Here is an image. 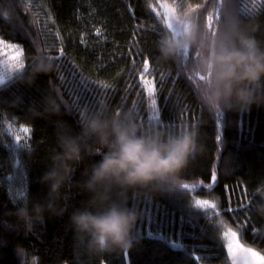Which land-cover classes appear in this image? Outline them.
Wrapping results in <instances>:
<instances>
[{
	"label": "trees",
	"instance_id": "obj_1",
	"mask_svg": "<svg viewBox=\"0 0 264 264\" xmlns=\"http://www.w3.org/2000/svg\"><path fill=\"white\" fill-rule=\"evenodd\" d=\"M234 7L256 38L264 41V0H236ZM206 9L212 10L211 0L202 11L207 13ZM4 11L11 13V19L0 18V38L23 49L24 69L0 86V264H232L220 221L237 230L244 244L264 254V211L260 210L264 208V106L211 115L199 101L197 82L189 79L184 64L158 59L161 26L146 0H0V13ZM40 54L52 58L55 71L35 76L30 86L20 83L32 78L31 68ZM145 60L147 75L156 83L160 111V121L151 125L148 97L140 87ZM49 93L59 96L62 115L34 114L33 109L43 110L42 98ZM101 105L114 114L135 106L132 113L141 127L165 123L169 129L181 130L185 124L197 125L204 152L185 170L183 181L203 183L196 192L141 197L139 243L128 254L92 255L76 242L69 216L88 194L75 187L69 190L62 217L46 215L28 234L22 224L10 230L5 220L15 222V217L6 213L15 210L14 204L47 194L40 178L55 146V122L65 121L79 131V113ZM9 124L31 129L29 139L21 142L27 147L18 148L8 140ZM95 159L99 156L81 164L74 180H81L84 167ZM16 162L25 179L20 195L10 189ZM213 171L216 183L204 188L203 184L212 183ZM194 199H207L218 207L197 209Z\"/></svg>",
	"mask_w": 264,
	"mask_h": 264
},
{
	"label": "clouds",
	"instance_id": "obj_2",
	"mask_svg": "<svg viewBox=\"0 0 264 264\" xmlns=\"http://www.w3.org/2000/svg\"><path fill=\"white\" fill-rule=\"evenodd\" d=\"M203 8L201 0L177 8L183 28L180 34L162 32L158 59L183 65L185 54H194L188 71L203 77L197 81L196 93L211 115L264 106V41L256 38L230 0H223L211 30ZM0 18L8 21L11 13L4 11ZM53 71L52 58L40 54L34 59L32 78L20 83L30 86L35 76ZM42 105L43 110L33 109L34 114L62 115L58 95L43 96ZM55 125V146L40 178L46 196L14 204L15 210L6 216L15 217V222L5 220V224L14 231L22 224L28 234L46 215L62 217L69 190L75 187L88 198L72 211L69 225L76 242L92 255L128 254L139 243L141 197L182 195L185 170L204 152L195 124H185L181 130L169 129L165 123L141 127L131 111L114 114L107 105L83 109L77 119L79 131L65 121ZM96 156L99 159L84 167L81 180H74L77 168Z\"/></svg>",
	"mask_w": 264,
	"mask_h": 264
},
{
	"label": "snow or ice",
	"instance_id": "obj_3",
	"mask_svg": "<svg viewBox=\"0 0 264 264\" xmlns=\"http://www.w3.org/2000/svg\"><path fill=\"white\" fill-rule=\"evenodd\" d=\"M148 3V7L152 9V11L155 14V17L158 18V24L161 26L159 31L163 32L164 30H168L173 32L174 34H180L183 25L179 21L177 17V8L181 7H187L189 6V0H180L179 3H176V0H172L171 3L169 2H163L159 5L152 4L150 0H146ZM231 3L235 4L236 0H230ZM202 3L204 5L209 4V0H202ZM212 10L207 11L206 20L209 27V30L212 29L213 24L219 20L221 8L223 7V0H211ZM200 5L197 4V8H199ZM254 7V6H253ZM159 8L160 10H157ZM243 11L246 14L248 13V9L245 8ZM97 35H100L99 30H97ZM0 45L15 49V55L11 58H6L0 67H3L4 74H0V86H3L6 84L8 80L12 78V72L13 70L18 72L22 71L24 69V63L22 60V57L24 55V51L21 47L14 44H6L5 41L0 39ZM60 54L63 55V49H60ZM195 59L194 54H185V61H184V67L185 70L188 71L189 64ZM149 73V63L147 60L143 62V72L140 74V87L146 92L148 97V107L151 112V115L148 117L149 124L151 125L153 122H159L160 121V111L157 108V100H156V92L157 87L156 83L153 79L149 78L147 75ZM190 80H194L197 82L198 80H202V76L194 75L191 73L189 76ZM97 83L99 87L107 89L110 87L106 83H100V82H92ZM196 86H198L196 84ZM135 110V106H133V110ZM131 111V112H132ZM8 129L11 131V134L14 138V141L16 142V145L18 148L27 147L26 144L21 143L22 139L26 138L28 134H30L31 129L27 126H20L18 130H13L12 125H8ZM23 134V136L21 135ZM216 173L213 171L211 180L212 183L203 184L204 188L211 189L213 188L214 184L216 183ZM203 182L199 183H192L191 185L189 183H184L182 185L183 192H196L197 188L202 184ZM195 208L202 209V210H214L218 207V204L212 201H209L207 199H194L193 201ZM220 227L223 228L222 238L226 242L228 255L232 258V264H264V254H262L259 251L254 250L251 247H246L244 244L241 243L240 237L238 235V232L233 230L231 227H227L224 225L223 221H220ZM199 260L200 257H197Z\"/></svg>",
	"mask_w": 264,
	"mask_h": 264
},
{
	"label": "rangeland",
	"instance_id": "obj_4",
	"mask_svg": "<svg viewBox=\"0 0 264 264\" xmlns=\"http://www.w3.org/2000/svg\"><path fill=\"white\" fill-rule=\"evenodd\" d=\"M163 3V2H162ZM1 39V38H0ZM4 41V40H3ZM6 42V41H5ZM6 44H8L7 42H6ZM15 55V49H10V48H7V47H4V46H2V45H0V65H2L3 64V62L5 61V59L6 58H11V57H13ZM16 71H13L12 72V75L15 73ZM0 74H4V69H3V67H0ZM13 128V130H18L20 127H12ZM7 131H8V140H10V141H13V144L14 145H16V142L14 141V138H13V136H12V134H11V131L7 128ZM22 136H23V134H21ZM29 135L30 134H28V136L26 137V138H24V139H22V141H26V140H28L29 139ZM10 141H8L9 143H10ZM21 141V142H22ZM8 145H10V146H12L11 144H8ZM10 182H12V183H10V189H11V192L12 193H14V194H22L23 193V191H24V184H25V179H24V175H23V173H22V170L20 169V166H19V164H18V162H16L15 163V172L10 176ZM225 226H227V225H225ZM227 227H229V226H227ZM223 228H221V238H222V233H223ZM233 230H235V229H233ZM235 231H237V230H235ZM238 232V231H237ZM238 235H239V237H240V234H239V232H238ZM222 240H223V238H222ZM240 241H241V239H240ZM223 242H224V245H225V248H226V250H227V246H226V242L223 240ZM241 243L242 244H244V242H242L241 241ZM246 247H251V246H249V245H246V244H244ZM251 248H253V247H251ZM254 250H256V251H258L257 249H255V248H253ZM228 252V251H227ZM260 252V251H259ZM262 253V252H261ZM263 254V253H262ZM230 257V256H229ZM230 260H231V262H232V258L230 257Z\"/></svg>",
	"mask_w": 264,
	"mask_h": 264
}]
</instances>
